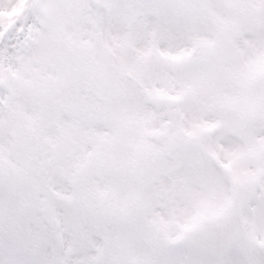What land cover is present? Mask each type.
I'll use <instances>...</instances> for the list:
<instances>
[{
    "label": "snow or ice",
    "instance_id": "1",
    "mask_svg": "<svg viewBox=\"0 0 264 264\" xmlns=\"http://www.w3.org/2000/svg\"><path fill=\"white\" fill-rule=\"evenodd\" d=\"M0 264H264V0H0Z\"/></svg>",
    "mask_w": 264,
    "mask_h": 264
}]
</instances>
